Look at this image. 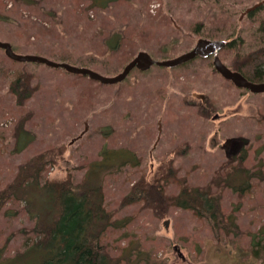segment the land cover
Listing matches in <instances>:
<instances>
[{"label":"rangeland","instance_id":"1","mask_svg":"<svg viewBox=\"0 0 264 264\" xmlns=\"http://www.w3.org/2000/svg\"><path fill=\"white\" fill-rule=\"evenodd\" d=\"M93 1L32 0L31 5L20 1L16 5L2 0L0 14L10 21L0 23V37L13 38L18 54L55 61L52 54L73 55L90 61V69L115 76L141 51L161 61L192 50L200 39H207L195 32L197 25L204 22V32L210 31L221 6L236 9L233 21L224 15L222 34L235 31L237 37L247 18L241 19L242 13L264 0H224L217 6L214 0H112L103 7L101 0ZM30 6L48 13L47 27L53 24L60 30L49 34L38 29L44 36L39 46L43 52L27 50H35L36 38L22 39L30 32L26 23L33 15ZM262 19L264 8L257 17ZM248 28H244L248 41L220 51L226 65L255 43L258 23ZM117 34L128 44L112 54L106 41ZM213 61L212 56L174 68L153 65L145 72L134 69L122 82L103 84L62 68L15 62L0 50V188L13 180L26 161L47 153V159L55 158L46 167L47 179L72 176L76 183L103 184L114 219L128 220L103 238L121 264H264V93L238 89L215 71ZM17 77L31 79L34 89L24 104L11 91ZM195 93L206 95L208 101ZM232 137L248 140L238 173L222 149ZM163 165L175 168L191 187L221 182L213 193L221 195L222 211L239 231L230 222L233 230L226 235L214 229L213 221L190 210L171 208L159 218L142 199L125 204L138 199L134 188L143 180L154 183ZM161 185L168 195L180 190L176 183ZM40 196H35V208L28 205L30 199L13 198L2 210L0 263L43 261L40 253L29 248L38 239L32 230ZM19 253L23 256L17 259Z\"/></svg>","mask_w":264,"mask_h":264},{"label":"trees","instance_id":"2","mask_svg":"<svg viewBox=\"0 0 264 264\" xmlns=\"http://www.w3.org/2000/svg\"><path fill=\"white\" fill-rule=\"evenodd\" d=\"M19 1L27 2L28 5L32 2V0H13L16 5ZM110 1L112 0H101L102 7L107 6ZM223 1L214 0V4L217 6L218 2L222 3ZM93 2L97 1L94 0ZM244 2H250V0L241 1V3ZM2 4L3 2L0 0V5ZM32 7L30 6L29 8H31L36 18L33 19V15L27 17L26 23L30 27V32L28 35L22 37V39L30 42L31 37L36 38L37 46L34 48L35 50L30 48L27 50L43 52L40 47L44 41V36L39 33L38 29L40 28L43 33L50 34L52 31L57 30L58 27L53 24L51 27H47L44 21L51 22L49 14L46 12L40 13V11L32 9ZM228 8L231 11L225 9L223 6L220 7L219 13L215 15L214 21L211 24L212 29L210 31L204 32L203 28L205 24L204 22H200L195 32L202 34L209 40L225 41V45L220 51H231L237 44L242 45L248 41L244 34L247 31L244 28L246 26L250 28L252 23L257 22L258 29L254 35L256 38L255 43L247 48L245 53L237 52L236 57L228 67L233 71L242 73L252 82H264V19L261 21L257 20L259 11L264 8V4L246 15L245 25L239 31L237 37H235V31L222 34L224 15L232 21L237 15L236 9L232 6ZM23 20L24 17H20V21ZM9 21L10 17L8 15L0 14V23H7ZM64 32H60V35ZM110 38L106 41V45L112 54L124 50L128 44L127 39L123 35L117 34L115 37L112 36ZM61 39H64L62 35ZM0 40L9 42L13 49L14 47H18L15 40L9 36L7 38L0 37ZM0 50L4 51L3 49ZM220 51L219 57L221 58ZM45 53L51 55L49 52ZM51 56L59 62L73 61L76 63V66L93 67L89 64L90 61L76 59L73 55L58 57L52 54ZM211 57L212 55L205 58L197 57L194 60L209 59ZM30 84L31 79L25 77H17L11 84V91L17 95L19 104H24L34 94V89ZM238 89L247 91L244 88ZM24 122L25 120L21 122V125H24ZM21 129L22 132L29 133L24 128ZM52 163H55V158L51 157L47 159V153H42L22 164L13 180L7 186L0 188V214L11 199L22 198L27 201L30 199V202L28 201L27 203L30 207H33L35 196L40 194V201L43 204L39 201L40 205L37 207L38 213L36 215L38 217L36 225L32 230V232L37 234L38 239L29 248L33 249L36 253H40L43 257L41 264H121V259L114 257L110 253L108 246L103 242V238L111 228H117L120 224L122 226L127 225L128 220L114 219L113 213L108 210L106 205L103 184L91 185L86 180L76 183L72 176H68L64 180L47 179L45 177L46 167ZM234 168L237 173L240 172L239 169ZM244 171L248 172L246 169ZM226 180L228 179L226 178ZM162 183L179 184L180 190L178 194L168 195L165 192V188L161 185ZM228 183H230L229 180L225 182V185L228 186ZM153 184L146 183L143 180L134 188V196L138 197V199H129V202L125 201V204L130 205L142 199L147 202V206L159 218L167 216L171 208L190 210L200 218L204 217L209 221H213L214 229H217L219 232L230 235V232L233 230L229 227L230 224L228 223L230 222L239 231V226L231 220V216L225 217L221 207V195L213 193L215 186L222 187L221 182L216 183L211 180L209 185L191 187L186 178L179 177L178 171L175 168L172 166L165 168L163 165L158 178ZM32 188H36L37 190L33 192ZM22 256L23 253H19L16 258L20 259ZM3 263L7 262H1L0 264Z\"/></svg>","mask_w":264,"mask_h":264},{"label":"water","instance_id":"3","mask_svg":"<svg viewBox=\"0 0 264 264\" xmlns=\"http://www.w3.org/2000/svg\"><path fill=\"white\" fill-rule=\"evenodd\" d=\"M264 1L258 2L251 7H248L241 15L243 19L250 12L255 11L257 8L262 6ZM225 45V41H215L209 39H200L195 47L182 55L175 57L173 59L167 60H155L148 52H139L132 61H130L123 69V71L115 76H104L97 71H94L87 67H80L72 65L67 62L54 61L41 55L27 54L22 55L14 51L12 45L9 42L0 40V49H3L5 55L15 61L21 63H37L43 64L50 68H62L67 72L77 75H87L91 79L99 81L103 84H116L124 81L128 75L134 70L138 69L140 71H147L153 65L160 67L173 68L192 61L197 57H209L214 56V67L216 71L221 74L226 80H230L236 87L244 88L252 93H264V82H252L248 80L242 73L233 71L230 69L218 56L220 49ZM87 129V128H86ZM83 136V133L80 137ZM79 137V138H80ZM230 139L227 141H232ZM226 146V145H225ZM177 250V249H176ZM182 255V253L180 252Z\"/></svg>","mask_w":264,"mask_h":264},{"label":"flooded vegetation","instance_id":"4","mask_svg":"<svg viewBox=\"0 0 264 264\" xmlns=\"http://www.w3.org/2000/svg\"><path fill=\"white\" fill-rule=\"evenodd\" d=\"M223 61V60H222ZM224 62V61H223ZM224 78V77H223ZM225 79V78H224ZM229 82H231L230 80H227ZM232 83V82H231ZM239 88V87H238ZM247 92H250L249 90H247ZM252 94H260V93H252ZM195 97L202 99L203 101H208V97L204 94H198L195 93L194 94ZM217 116H215L214 119H216ZM159 131H162V127L161 125H159ZM230 139H234L232 141H229L227 143L228 140ZM248 144V140H246L244 137H232V138H227L225 140V142L222 144V149L225 151L226 153V157L228 159V161H231V167H236L237 169L241 170L243 164L245 163V158L244 156L241 154V151L245 148V146ZM226 145V146H225ZM241 154V155H240ZM246 170H248L247 167H245Z\"/></svg>","mask_w":264,"mask_h":264},{"label":"bare ground","instance_id":"5","mask_svg":"<svg viewBox=\"0 0 264 264\" xmlns=\"http://www.w3.org/2000/svg\"><path fill=\"white\" fill-rule=\"evenodd\" d=\"M218 56H219V53H218ZM219 58H220V57H219ZM220 59H221V58H220ZM221 60H222V59H221ZM169 168H170V167H169ZM172 170H173V169H172ZM172 170H171V171H172Z\"/></svg>","mask_w":264,"mask_h":264}]
</instances>
